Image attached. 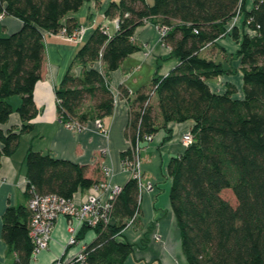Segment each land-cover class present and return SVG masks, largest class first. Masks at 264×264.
I'll use <instances>...</instances> for the list:
<instances>
[{
  "label": "trees",
  "instance_id": "16d2710c",
  "mask_svg": "<svg viewBox=\"0 0 264 264\" xmlns=\"http://www.w3.org/2000/svg\"><path fill=\"white\" fill-rule=\"evenodd\" d=\"M86 1L0 0V14L21 21L19 30L0 34V124L14 111V97L20 98L15 110L22 120L18 131L0 128V159L14 153L20 134L31 129L37 114L33 89L41 78L43 32L75 30L74 22L63 19ZM105 15L118 18V28L109 36L95 27L76 51L74 62L81 73L67 71L55 88L60 119L85 125L111 114L114 95L107 75L138 49L132 40L135 29L147 19L166 26L161 42L178 62L137 90L125 135L141 146L144 135L170 122L193 121L192 143L166 165L170 207L187 264H264V0H256L250 10L245 0H118L108 4ZM237 16H242L241 27L227 28ZM226 34L237 44L230 58L239 61L240 97H234V84L222 93L208 84L236 73L202 53ZM95 62L102 70L93 67ZM128 94L120 88L121 96ZM129 155V149L123 151L121 160ZM25 167L27 199L30 187L38 194L72 199L79 189L98 182L87 176L85 165L33 150L26 154ZM223 190L232 192L235 205L221 195ZM139 196L137 180L129 178L113 203L115 222L94 228L96 237L86 246L90 264H120L132 254V244L116 237L140 211ZM29 220L27 205H8L3 212L1 238L15 254L14 264H30L32 259ZM89 229L84 226L79 239Z\"/></svg>",
  "mask_w": 264,
  "mask_h": 264
},
{
  "label": "crops",
  "instance_id": "0c3cea01",
  "mask_svg": "<svg viewBox=\"0 0 264 264\" xmlns=\"http://www.w3.org/2000/svg\"><path fill=\"white\" fill-rule=\"evenodd\" d=\"M111 1L88 0L76 11L67 14L63 20L70 19L76 26L85 28L82 41L65 39L60 33L43 32L44 56L41 78L35 83L33 99L37 108L36 116L30 121L31 129L21 133L16 150L10 156L0 159V264L5 263L7 245L1 238L2 215L8 205L27 204L25 157L29 150L49 154L54 158L66 159L78 165L87 166V176L100 181L103 179L102 168L110 169L108 180L111 184L123 186L130 178L121 168V153L129 148L131 141L125 135L129 121L130 102L137 90L148 86L154 78L165 76L178 62L169 47L160 39L154 19H147L138 26L132 40L138 49L126 56L120 66L108 73L109 88L114 95V106L111 114L101 119L107 130L103 134L96 127L94 120H89L83 130L75 131L65 126L57 113L55 88L64 74L70 70L78 75L82 67L74 62L78 48L97 26L106 24L108 34L116 32L114 19L105 15ZM256 0H245V8L250 10ZM147 3H149L147 1ZM150 4V3H149ZM232 18L227 28L234 25L241 27L242 16L234 22ZM21 27V21L10 16L0 20V34L8 35ZM216 46L209 45L202 51L204 56L221 62L225 68L236 69L235 74H224L208 81L212 91L222 93L228 84H234L236 94L240 97L242 80L238 71V59H231L237 44L229 34L219 38ZM93 67L102 70L100 62ZM234 77L237 81H234ZM128 91V97L120 95V88ZM156 96L151 103L155 104ZM20 98L11 99L13 112L0 128L6 132L14 128L19 130L22 120L15 110ZM161 123V119L157 124ZM193 121L170 122L159 128L151 141H144L139 151L143 183L150 182L151 190H141L139 196L140 211L134 221L128 224L117 235L116 240L129 242L133 252L120 264H187L181 249L180 231L170 207V178L166 175V165L172 156L181 155L186 146L181 142L182 135L190 131ZM89 189H79L72 197L81 202ZM115 222L113 218L112 223ZM155 236H159L156 239ZM96 237L94 229H89L82 238L81 244L87 246ZM68 238L67 218L59 216L51 232L49 246L32 258L30 264H51L65 251ZM77 247L69 251L74 252ZM14 257L15 254L13 253ZM16 259V257H15Z\"/></svg>",
  "mask_w": 264,
  "mask_h": 264
},
{
  "label": "built area",
  "instance_id": "2783aa9c",
  "mask_svg": "<svg viewBox=\"0 0 264 264\" xmlns=\"http://www.w3.org/2000/svg\"><path fill=\"white\" fill-rule=\"evenodd\" d=\"M3 15L0 14V20ZM115 27L118 28L119 20L114 19ZM162 40L168 28L163 25H155ZM108 33V26L101 25ZM85 28L78 26L73 31H67L65 28L58 33L65 39L80 42L83 39ZM94 123L103 134L107 133L102 126L101 119H95ZM67 128L81 131L85 125L79 124L77 121H64ZM152 134L144 135V141H151ZM193 141L190 131L185 132L181 137L184 146H188ZM140 143L137 139L135 143L129 145L130 155L121 160V168L127 172L130 178L136 179L139 191L151 190L150 182L143 183V173L141 171V163L139 157ZM127 149V150H128ZM103 179L89 188V192L81 202H75L72 199L64 198L55 193L38 194L33 187L29 189V197L27 199V208L30 211V220L28 223V236L33 246L32 258H35L40 251L49 246L51 232L59 216L67 218L68 238L65 244V251L61 256L56 258L51 264H90L87 260L86 246L81 244L78 237L81 229L86 226L94 229L97 226L103 228L110 225L113 220L112 211L113 203L116 196L121 192L122 187L111 184L108 180L110 169L104 167ZM136 218V214L129 219L128 224L132 223ZM159 239V236H155ZM77 247L74 252H70L71 248Z\"/></svg>",
  "mask_w": 264,
  "mask_h": 264
},
{
  "label": "rangeland",
  "instance_id": "374dc122",
  "mask_svg": "<svg viewBox=\"0 0 264 264\" xmlns=\"http://www.w3.org/2000/svg\"><path fill=\"white\" fill-rule=\"evenodd\" d=\"M148 1L150 4L153 3V0H146ZM239 18V16L235 17L233 20L234 22ZM85 34V32H84ZM83 34V36H84ZM234 81H237V79L234 77L233 79ZM221 195L226 199L228 200L232 205H235V198L232 194V192L230 190H223ZM5 263L4 264H14L15 262V257L13 255V253L11 252H8V249H6V252H5Z\"/></svg>",
  "mask_w": 264,
  "mask_h": 264
}]
</instances>
